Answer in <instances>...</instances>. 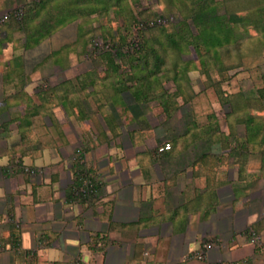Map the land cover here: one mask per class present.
I'll return each mask as SVG.
<instances>
[{
    "label": "crops",
    "instance_id": "0c3cea01",
    "mask_svg": "<svg viewBox=\"0 0 264 264\" xmlns=\"http://www.w3.org/2000/svg\"><path fill=\"white\" fill-rule=\"evenodd\" d=\"M24 3L0 0V13ZM1 31L0 264H264L259 156L244 167L232 141L179 139L195 120H173L188 113L160 105L153 124L150 103L114 80H30L23 53L41 44L17 50L21 32Z\"/></svg>",
    "mask_w": 264,
    "mask_h": 264
},
{
    "label": "rangeland",
    "instance_id": "374dc122",
    "mask_svg": "<svg viewBox=\"0 0 264 264\" xmlns=\"http://www.w3.org/2000/svg\"><path fill=\"white\" fill-rule=\"evenodd\" d=\"M215 1L219 4L225 3L230 13L241 15L247 20L245 24L235 27V31L243 36L242 39L236 44L220 49L221 61L225 69L213 66L208 72L201 66L198 52H206L208 37L202 25L192 18L190 1L183 0V10L188 15L187 22L195 35L196 46L190 47L189 52L182 57L185 61L192 62L187 75L176 67L180 59L178 52L169 50L163 53L166 60L163 72L166 75L164 87L170 93H174L177 87L172 78L180 71L178 75L181 80L179 86L182 93L178 97L177 107L188 115L185 118L175 117L173 123L178 121L184 123L192 119L203 126L208 124L214 115L221 130L227 135L229 121L226 115L229 109L220 100L218 95L220 91L234 100L239 99V94H244L246 98L252 100L249 112L258 117H264V103L257 101V92L264 85V45L261 30L253 25L249 26V22H256L259 18L258 0ZM117 3L118 0H104V5L98 9L96 14L69 24L45 40L38 49L24 52L23 61L30 80H38L37 83L45 85L55 84L60 80H77L80 76L84 80H89L88 73L92 70L97 72L100 80H114L102 55L113 50L112 44L121 43L122 34L127 36V44L121 47L124 52L132 51L129 44L138 42L137 30L134 29L132 32L126 30L130 19L120 13ZM129 6L140 21L148 22L145 35L149 39L167 35L183 20L180 6H175L170 0H128L127 7ZM224 11V7L220 8V13ZM6 14H14V8L0 13V31L8 27V22L2 21ZM112 36L114 41L107 43V39H111ZM13 39L16 49L23 50V35L17 32ZM10 45L8 43L6 47ZM65 46H68L66 53L58 54L57 57L56 54V59L48 60L52 52ZM2 99L0 84V106ZM238 101L241 103V100ZM148 107L153 110L150 115L153 124H164L160 103L153 101ZM238 129L239 140L244 142L246 140L245 129L243 126ZM218 150L219 148L216 151Z\"/></svg>",
    "mask_w": 264,
    "mask_h": 264
},
{
    "label": "trees",
    "instance_id": "16d2710c",
    "mask_svg": "<svg viewBox=\"0 0 264 264\" xmlns=\"http://www.w3.org/2000/svg\"><path fill=\"white\" fill-rule=\"evenodd\" d=\"M170 1L175 6H180L183 20L167 35L163 37L155 36L149 39L145 35L148 22L140 21L131 10V7H127L128 0H118L117 6L120 13L130 19L126 30L132 32L136 29L138 42L129 44L132 51L124 52L121 47L123 44H127V36L122 34L120 36L121 43L112 44L113 50L102 55L107 64V69L114 79V87L119 92L136 90L146 103L158 101L168 118H171L177 111V100L182 93L179 86L181 80L178 74L182 71L184 75H187L190 69L189 66L192 63L191 61H185L182 57L189 52L190 47L196 46L195 35L187 22L188 15L183 10V0ZM189 1L192 18L202 25L208 37L206 52H198L201 66L207 69L208 72L211 71L213 66L224 70L220 49L230 44H236L242 39L243 36L235 31V27L245 24L247 20L241 15L230 13L224 5L225 3L219 4L215 0ZM258 3L259 18L256 22H249V26L253 25L261 30L264 45V0H258ZM103 5L104 0H25V3L15 8L14 14L10 15V19L7 21V29L20 31L23 34L25 48L32 49L69 24L96 14ZM223 7L225 9L224 13H220V8ZM152 23L156 24V22ZM113 39V36L111 39H107V43L114 41ZM118 46L120 47L118 48ZM67 49L68 46H65L58 53L62 54ZM169 50L178 52L180 56L179 64L176 66L180 71H178L177 76L172 78L177 87L174 93H170L164 87L166 75L163 72L165 71L166 60L163 53ZM5 77L4 85L16 84V80H13L10 75ZM88 77L91 84L96 87L97 80H100L97 72L92 70L88 73ZM77 80L84 79L80 76ZM59 91L58 89L57 92L59 93ZM257 93V101L264 103V85ZM218 95L223 105L229 109L226 115L229 121V133L224 134L216 116L213 115L209 123L203 126L196 121H192L188 125L185 136L179 139L207 143L232 141L236 143L232 151L236 156L244 159L242 161L244 167L246 164L245 159L248 160L249 157L255 155L262 159L264 168V117H258L249 112L252 100L246 98L244 94H239L237 100L228 95L225 96L222 91ZM238 100H241V103ZM241 126L245 129L246 140L244 142L239 140L238 135V128ZM171 146L170 151L173 150V145L171 144ZM82 159L83 151L76 166V168H79L77 169L79 172L84 171L82 166L79 165ZM79 179V177L76 179L78 189L81 186Z\"/></svg>",
    "mask_w": 264,
    "mask_h": 264
},
{
    "label": "built area",
    "instance_id": "2783aa9c",
    "mask_svg": "<svg viewBox=\"0 0 264 264\" xmlns=\"http://www.w3.org/2000/svg\"><path fill=\"white\" fill-rule=\"evenodd\" d=\"M10 15L11 14H6L3 17L2 21L3 22H7L10 19ZM171 148H172V146H171L170 143H165L163 146H161V147L158 148V152L159 153H165V152L170 151ZM26 171L29 174H36V173L39 172V170L32 169V168L31 169H27ZM96 191H97V187H96V184L94 183V181H92V180L86 181L85 186H84L83 191H82L84 193V195H93V194L96 193ZM145 255L146 256L148 255L147 252L145 253ZM197 257L198 258H202V255L198 254Z\"/></svg>",
    "mask_w": 264,
    "mask_h": 264
}]
</instances>
